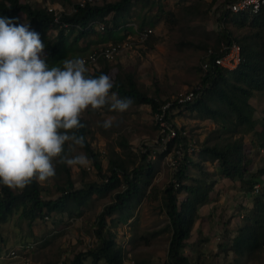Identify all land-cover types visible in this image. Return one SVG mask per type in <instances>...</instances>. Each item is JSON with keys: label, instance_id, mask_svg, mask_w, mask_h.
Returning <instances> with one entry per match:
<instances>
[{"label": "rangeland", "instance_id": "1", "mask_svg": "<svg viewBox=\"0 0 264 264\" xmlns=\"http://www.w3.org/2000/svg\"><path fill=\"white\" fill-rule=\"evenodd\" d=\"M30 1L35 6L43 3L42 0ZM47 1L67 12L76 0ZM222 1L216 0L209 8L210 0H154L145 3L134 0L127 10L118 16L114 15L119 22L115 28L119 29L112 32L111 38L116 39L132 33L133 26L128 25L129 23H135L139 27L144 25L143 28H151L152 32L145 43L136 45L130 52L120 54L115 61H106L109 67L108 76L114 81L123 80L127 74H133L141 90L161 100L170 99L180 91L193 88L200 82L199 65L205 50L189 46L185 41L203 44L205 31L209 32L212 40L215 39L213 31L218 27L216 18L225 7ZM188 7H193V14L187 10ZM166 11L174 13V23L166 20ZM111 16L112 14L109 19ZM15 19L17 23L26 21L23 13ZM227 25L230 27V24ZM231 29L235 34L244 32ZM93 31L87 38H83L82 43L80 40L74 43L77 32L69 31L67 41L70 45L61 50L53 60H46L49 67L62 68L64 60L81 58L91 48L100 45L95 43L110 39V35L105 32ZM45 38L46 42L51 43L50 41L56 39V33L48 30ZM88 41L94 44L90 47L87 44L83 48ZM212 45L210 42L209 47ZM46 54L44 48V58ZM103 65L101 61L99 67ZM250 101L255 107V117L264 120V92L250 98ZM172 118L176 119L177 126L188 133L191 142L197 147L196 153L191 154V159L197 165L189 166L186 183L194 184V178H197L202 181V185H210L206 201L195 212L196 216L182 252L191 264H264L262 250L238 252L232 242L238 227L249 221L247 217L255 198L262 196L264 199V176L260 174L264 170V146L259 144L264 138L253 133L244 135L243 138L248 171L259 174L260 177L258 191L253 188L249 190L238 179L233 181L223 176L217 161L208 155L198 156L197 152L206 137H209V143L214 142L215 135L210 134V131L215 124L210 119H199L193 113H177ZM81 119L86 126V137L93 151L98 153L104 173L107 172L110 159L118 158L128 167H132L140 163V152L150 149L154 166L148 178V188L130 201L126 214H131V217L122 221L125 216L116 213L113 216L114 221H120L119 224L114 226L108 222L107 229L113 232L115 243L122 246L124 264H164L171 229L163 207V191L172 179L174 169L171 161L176 155L175 144L169 153L159 156L164 149L157 142L158 130L148 104L133 101L132 106L123 113L110 111L107 105L99 110L89 108ZM108 119H112L113 124L105 129L101 125ZM81 153L86 154L78 145H65L67 156ZM61 166L62 163L56 164V175L53 179L40 183L42 197L55 198L60 195L61 188L66 191L71 186L74 189L86 188L91 182L101 181L92 161L90 169L65 165L69 169L72 185L66 181L67 174ZM245 176L249 177V173ZM120 188L93 194L80 207L70 202L67 210L48 214L47 219L36 218L31 223L20 215L19 210L9 214L0 223V264H5L1 256L9 248L23 243L32 244L27 253L30 264H60L72 259L78 251L96 245V216ZM185 196L184 190L178 192L177 201H183Z\"/></svg>", "mask_w": 264, "mask_h": 264}, {"label": "trees", "instance_id": "2", "mask_svg": "<svg viewBox=\"0 0 264 264\" xmlns=\"http://www.w3.org/2000/svg\"><path fill=\"white\" fill-rule=\"evenodd\" d=\"M133 1L104 0L98 4H87L84 7H77L72 14L62 13L60 20L85 25L91 20H103L104 17L112 14L109 21H106V29L103 31L111 38L112 32L119 29V27L115 28L119 22H117L118 17L114 15L118 16L127 10ZM137 1L145 3L154 0ZM228 1L231 0L222 1L225 7L217 15L218 27L213 31L214 40L209 32L205 31V43L198 45L193 41H185V44L189 46L205 50L201 62L207 59L210 61V66L203 71L200 62L201 86L195 90L194 99L187 103L179 113H193L197 118L210 119L213 125L215 124L210 131V134L215 135L214 142L209 143V137H206L197 152L198 156L208 155L217 161L223 176L233 181L238 179L241 185L254 190V185L259 182L260 177L259 174L248 171L243 138L249 133L264 138V120L255 117V107L250 101V98L264 92V9L258 13L231 12L226 7ZM215 2L216 0H210L208 7L210 8ZM192 8L187 9L191 14H193ZM20 13H23L30 29L39 33L41 40L45 42L46 60H53L61 50L70 45L67 41L69 34H66L63 29L57 31L54 41L46 42L45 32L56 25L53 23V14L48 12L44 6L32 5L29 0H0V17L16 18ZM164 14L169 23H174L172 11H166ZM227 24H230V27ZM143 27L144 25H140L141 29ZM231 28L244 32L235 34ZM90 32L94 31H78L73 42L77 43ZM124 37L125 35L111 39L116 42ZM210 42L213 44L212 47H209ZM232 42L239 45L241 60L236 69L227 71L215 65L213 60L214 57L224 54L220 50L221 43L231 44ZM208 49H211L212 53L207 55ZM105 62L103 61L104 65L101 68L93 73L88 72L87 75L93 78L101 74L108 75L109 67ZM113 84L112 91L116 92L119 97L131 98L139 104H148L153 113L160 104L168 100H161L141 90L133 74H127L123 80L116 79ZM81 123L85 125L82 119ZM77 135L85 137L83 149L101 176V181L91 182L86 188L74 189L71 186V189L67 191L61 188L60 195L55 198L42 197L41 185L35 180L23 190H10L0 184V223L17 210L31 223L36 218L43 219L44 215L67 210L70 202L80 207L93 194L121 187L115 191L113 199L106 203L96 216L97 244L78 251L72 259L60 264H87L88 261L90 264H124L122 246L115 243L113 232L107 229V223H113L114 226L119 224L120 221H114L113 216L116 213H119V216H125L122 221L131 217V214H126L130 201L138 194H142L149 186L148 178L154 166L151 161V151L149 148L141 151L140 163L132 167H128L118 158L110 159L107 172L104 173L98 153L93 151L86 137V126L80 129ZM188 140L187 136L178 135L169 141L166 149L159 154L160 157L166 155L172 150L171 147L174 144L175 148L180 146L184 151L177 168L173 171L172 179L163 191V207L171 229L167 259L164 264H191L182 252V248L189 236L190 227L196 216L195 212L198 206L206 201L207 190L210 189V185L206 187L201 184L200 179L194 177L196 183H186L189 166L197 165L191 159V154L187 152ZM259 144L263 147L264 141H260ZM124 146L128 145L124 144ZM61 167L67 174L66 181L72 185L69 169L65 164ZM247 173L249 177L245 176ZM260 174L264 176V170ZM182 190L186 192V196L183 201L178 202L177 193ZM247 220H249L247 223L238 227L237 234L232 241L236 251L253 252L260 249L264 252V199L262 196L255 198Z\"/></svg>", "mask_w": 264, "mask_h": 264}, {"label": "clouds", "instance_id": "3", "mask_svg": "<svg viewBox=\"0 0 264 264\" xmlns=\"http://www.w3.org/2000/svg\"><path fill=\"white\" fill-rule=\"evenodd\" d=\"M255 9H260L259 0ZM44 48L27 22L0 17V184L10 190L50 181L57 163L89 167L86 154H65L66 144L84 147L85 137L77 135L85 127L83 113L106 105L123 113L133 104L112 91L110 76L87 75L83 58L49 67ZM112 124L108 119L101 126Z\"/></svg>", "mask_w": 264, "mask_h": 264}, {"label": "built area", "instance_id": "4", "mask_svg": "<svg viewBox=\"0 0 264 264\" xmlns=\"http://www.w3.org/2000/svg\"><path fill=\"white\" fill-rule=\"evenodd\" d=\"M42 1L43 3L41 5L44 6L48 12H51L53 14V23L56 26L54 28H51L50 30H54L55 33H57L59 29H63L66 34L71 30L76 32L91 30L103 32L106 29V21L109 19V16L104 17L103 20H91L85 25H81L79 23L62 22L60 20L62 13L72 14L77 10V7H84L87 4H98L103 0H76L67 12L63 11L62 9H58L56 5L48 2L47 0ZM259 2L260 9L258 12L264 9V0H259ZM255 3L256 0H231L226 3V7L231 12L247 11L251 13H258L255 9ZM128 25L133 26V31L132 33L126 34L121 41H110L100 44L99 46L91 48L87 52V54L81 57L85 59L86 67L88 68L89 73H93L94 71L98 70L100 68L99 63L101 61H115L120 54L130 52L136 45L145 43L152 32L151 28L141 29L135 23H129ZM220 50L223 51L224 54L214 57V64L226 69L227 71H233L234 69H236L241 60L239 45L235 42H232L231 44L221 43ZM211 53L212 50L208 49L207 55ZM209 66V60L206 59L201 62V68L203 71H206ZM200 86L201 84L199 82L193 88L180 91L170 99L160 104L158 109L153 113V119L157 126L159 136L157 142L163 145L164 150L166 149L167 143L169 141H171L178 135H182L189 138L187 143V152L190 154H194L197 151V147L195 146L194 142H191L188 133L184 129H181L177 126V121L175 118L173 119L172 116L179 113V111L184 108L187 103L191 102L194 99L195 90ZM175 149L176 155L175 158L171 161L172 169L174 170L179 164V159L184 154L182 147L179 146ZM87 168L90 169V166ZM258 188L259 184L256 183L254 185V190L257 191ZM47 218L48 215H44V219ZM31 248L32 244L23 243L18 247L9 248L1 257L5 260V264H30L27 253Z\"/></svg>", "mask_w": 264, "mask_h": 264}, {"label": "crops", "instance_id": "5", "mask_svg": "<svg viewBox=\"0 0 264 264\" xmlns=\"http://www.w3.org/2000/svg\"><path fill=\"white\" fill-rule=\"evenodd\" d=\"M85 38H87V37H85ZM84 38V39H85ZM83 40V39H82ZM82 40H80V42L82 43ZM110 41H112V39L110 38L109 40H107V41H102L101 43H99V42H97V43H95V44H103V43H107V42H110ZM85 42V41H84ZM88 44V45H87ZM92 44H94V43H90L89 41L88 42H86L82 47L83 48H85L86 47V45L87 46H89L90 47V45H92ZM213 123V122H212ZM247 196H246V193H245V196H244V198H246ZM247 200L245 199V201L244 202H246ZM248 205V204H247ZM248 206H250V205H248Z\"/></svg>", "mask_w": 264, "mask_h": 264}]
</instances>
